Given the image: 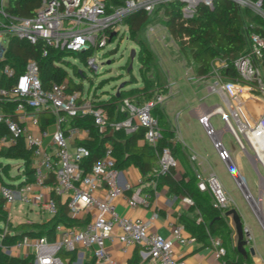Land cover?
Listing matches in <instances>:
<instances>
[{
    "label": "built area",
    "instance_id": "obj_1",
    "mask_svg": "<svg viewBox=\"0 0 264 264\" xmlns=\"http://www.w3.org/2000/svg\"><path fill=\"white\" fill-rule=\"evenodd\" d=\"M7 1L0 0V59H4L11 38L30 43L43 38L49 47L57 50L91 51L87 65L98 70L99 55H105V48L121 30L128 33L125 18L133 12L142 9L150 13L158 3L179 1L182 15L191 18L196 15L198 5L212 8L215 0H126L111 11L103 0H42L33 17L21 18L8 15ZM232 1L264 17L262 0ZM250 26L245 23L243 28L246 39L243 59L237 57L232 62L237 78H227L224 72L230 63L215 58L211 73L197 79L206 82L209 95L216 94L222 100V104L215 105L205 102L198 120L234 177L238 171L232 169V152L223 140L226 131L240 148L248 151L253 167L263 170L264 182V105L258 103L264 104V32L250 30ZM76 72L84 77L82 70ZM2 75L10 84L0 86V123H4L8 131L0 135V150L15 145L22 138L33 152L30 175L21 160L17 166V183L0 178L4 207L21 202L51 218L59 215L60 203H63L69 215L84 220L82 224L73 225L59 222L50 237L25 234L11 244L4 242L7 235L14 234L7 220L0 228L2 250L9 255L29 257V264H65L61 255L65 250L77 252L74 259L69 258L68 264H120L109 248L110 243L116 242L123 254L138 248L142 259L152 264H188L175 249V243L188 245L195 241L186 234L183 222L173 224L171 237H166L151 229L158 211H152L147 217H131L121 213L116 203L121 197L130 208L151 209L159 179L179 164L172 151L163 147L157 165L149 174L150 179L137 180L136 184L144 191L136 199L126 193L134 189V183L125 172L127 167L116 166L113 145L105 143L101 155L90 162L92 149L87 141L92 137V128L78 123L80 118L91 116L94 128L101 135L115 131L130 134L142 125L146 129L144 140L157 145L161 132L152 110L163 105L170 94L155 91L149 98L125 97L119 107L124 116L109 119L105 109L96 105V100L102 96L90 90L85 93L81 83L74 82L69 72L62 81L45 87L37 61L30 58L22 71L6 62L0 69V81ZM7 106L12 107L7 110ZM215 115L220 116L223 127L215 126L212 121ZM197 176L199 188L209 191L213 205L227 209L230 196L220 179L214 173ZM237 182L241 186V182ZM245 198L250 202V194H245ZM185 200L192 203L189 198ZM253 208L264 229V216ZM245 233L248 241L250 233L247 229ZM210 239L214 257L219 260L226 250L219 237Z\"/></svg>",
    "mask_w": 264,
    "mask_h": 264
},
{
    "label": "trees",
    "instance_id": "obj_2",
    "mask_svg": "<svg viewBox=\"0 0 264 264\" xmlns=\"http://www.w3.org/2000/svg\"><path fill=\"white\" fill-rule=\"evenodd\" d=\"M125 1L103 0L108 11L123 5ZM41 3L42 0H8L6 12L8 15L18 18L33 17ZM162 5L171 36L178 43L180 50L185 54H189L191 60L197 64L196 74L201 77H207L212 70V61L215 58H221L230 63L229 68L224 72L225 76L235 80L237 72H235L232 62L244 53L246 49V39L243 33L244 24H251L250 30L264 32V17L259 13L253 12L249 7L240 8L232 0H215L212 8L200 4L197 7L196 15L191 18L182 15V4L179 1L162 3ZM262 6L264 8V0H262ZM150 22L149 14L142 9L133 12L125 18V23L129 27V38L139 45V57L141 62L147 65V68H150L153 63V55L145 47L143 40L138 37V34ZM44 51H47L46 55H44ZM65 52L49 47L43 38H38L35 43H30L25 39L11 38L4 59H0V69L8 62L19 71H22L26 61L33 58L38 63L42 84L45 87H49L53 82L62 81L68 75L67 67L74 66L64 59ZM72 53L86 61L91 51ZM110 53H113V50H107L105 55ZM134 79L137 81V77H134ZM9 84L10 82L5 75H2L0 86H9ZM155 90L152 88L147 90L143 83L134 88L123 87L118 93L117 91L110 93L107 98L100 97L96 100V105L105 109L109 119L122 118L124 112L119 107L123 98L132 96L149 98ZM11 107L7 106L6 109L9 110ZM152 112L160 125L161 137L157 145H151L144 140L146 129L142 125H139L138 129L130 134H126L124 131H115L101 135L94 128L91 116L80 118L79 124L92 128V137L87 141V145L92 149L90 162L95 161L101 155L105 143L109 142L114 147L116 166L118 168H126L133 164L140 171L143 180L147 181L150 179L149 174L152 168L157 165L162 148L168 147L178 162L182 164L185 171L182 178L177 179L175 177V168H171L167 175L159 179V184L164 183L168 186L171 193L191 200V206L197 210L200 220L197 221L186 217L183 220L192 236L196 241L202 242V246L209 244L208 239L210 237H219L221 245L226 250V253L220 259L223 264H250L249 260L245 259L232 244V230L225 216V211L228 208L215 207L209 191L199 188V178L188 165V158L183 145L176 138L174 131L171 130L162 105L155 106ZM42 117L44 119V116ZM7 132L5 124L0 123V135ZM0 157L22 160L26 173L30 175L33 171V152L32 149L25 145L22 138L15 145L0 150ZM9 165L10 163L8 162L0 161V167L6 174H9ZM3 181L5 182V180ZM127 192H130V190H127ZM60 208L59 215L48 218L46 221L16 224L15 230L19 229L20 233L7 235L4 242L11 244L25 234L35 237L43 235L50 237L59 222L69 225L82 224L84 222L81 218L69 215L66 204L60 203ZM7 215V210L3 207V200L0 198V220L6 222ZM61 254L73 259L77 252L65 250ZM29 263V257L9 255L0 247V264ZM139 263V251L136 248L134 254L128 260V264Z\"/></svg>",
    "mask_w": 264,
    "mask_h": 264
},
{
    "label": "rangeland",
    "instance_id": "obj_3",
    "mask_svg": "<svg viewBox=\"0 0 264 264\" xmlns=\"http://www.w3.org/2000/svg\"><path fill=\"white\" fill-rule=\"evenodd\" d=\"M148 14L151 22L141 29L138 37L143 40L145 47H147L153 55V63L150 68H147V65L141 62V58L139 57L138 53L139 45L134 40L129 38V35L125 30H121L120 33L113 39V41H111L105 48V51L113 50V53H110L109 55H99L97 59V63L99 65L98 70L91 69L85 60L70 51H66L64 53V59L74 65L72 67H67L69 75L72 77V80L74 79V82L77 84L81 83L85 93L90 90L91 93L96 92V94L102 96L103 98H107L110 93L116 92L118 86L124 81V87L126 88H134L137 87V85H142L143 83L147 90L151 88L154 90L156 89L165 95H169L171 92H169L166 87H163V84L165 83L164 81L171 84L175 82L179 91L175 97L171 99V102L166 105V110H170L169 107L171 108L174 106V103L179 104L181 102L189 101L192 102L191 106H194L196 103L198 104L201 93L198 90L196 84L192 82V80L196 79L195 77H197V64L191 60L189 54L183 53L180 50L179 45L174 42L167 27V17L162 3L156 4L153 11ZM132 48H135L137 51L133 60L130 57ZM108 60H110L109 63ZM130 63H132V70L128 71V66ZM78 70L83 71L84 77L77 74L76 71ZM134 77H137V81L134 79ZM133 81L135 82L133 83ZM208 103L210 105L222 104V100L216 94H212L208 98ZM191 109L192 107H187L185 112ZM212 121L218 128L224 126V123L218 115H215ZM197 127L199 130H201L199 126ZM194 131L196 132L197 129H194ZM223 140L227 146L232 144L235 150L231 164L234 166L236 165L239 168L237 169V176L241 182V186L238 185L229 168H226L228 173L227 183L233 191V196H235L238 200L242 199V203L246 209L245 219L253 227L255 241L259 245L260 252L264 258V229L261 223L255 220L256 218L247 202V199L241 194V190L244 191L245 194H250V203L255 208L256 204L252 201V199L254 198L255 200L261 202L262 207L259 213L263 217V170L257 171L253 167L249 161L250 156L248 151L239 147L229 131L224 132ZM241 158L243 167H239ZM0 161H3L4 163H10L9 173H11V177L5 176V180L11 183H17L19 179L18 177H15L17 174L16 166L17 164H21L22 161L6 159L2 157H0ZM220 167L221 166H219L218 169H220ZM10 207V217L12 222L15 224L20 221H25L27 217L30 219L37 218V215L21 202H16ZM42 217L48 218L47 214H43ZM251 243H253V241H251ZM242 249L244 252L239 250L241 254L249 259L247 247L245 246ZM62 252L63 251H61V253ZM61 255L65 261V264H68L69 256H64L63 254Z\"/></svg>",
    "mask_w": 264,
    "mask_h": 264
},
{
    "label": "crops",
    "instance_id": "obj_4",
    "mask_svg": "<svg viewBox=\"0 0 264 264\" xmlns=\"http://www.w3.org/2000/svg\"><path fill=\"white\" fill-rule=\"evenodd\" d=\"M174 42L177 43L175 40ZM195 78L196 79L192 80V82L196 84V86L198 87V90L201 93L198 104L196 103L194 106H191L192 102H189V101L181 102L179 104L174 103V106H172L171 108L169 107L170 110H166L165 107L171 102V99L175 97V95L178 93L179 90L177 89L178 86L175 82H174L175 84L174 83L171 84L169 82L164 81L165 83L163 84V87H166L168 91L171 93L166 98V100L164 101L162 105L163 112L167 118V121H168V124L171 130L174 131L176 138L183 145V149L187 155L188 165L190 166V168L197 175L201 174L202 176H208L214 173L221 180L224 188L226 189L227 193L230 196V204H229L228 209L236 208L238 212L240 213L242 217L243 225H244V233H245V229H247L248 232L250 233V238L247 241V244L245 245L247 247V253H248L249 259L245 256L244 258L248 259L250 264H264L263 255L260 252L259 245L255 241L253 227L245 219L246 209L242 203V199L238 200L235 196H233V191L231 190V187L227 183L228 173H227L226 168H229V166L225 162L220 160L218 156V152L213 145L212 139L206 134L204 127L198 120V116L203 110V104L205 102L208 103V98L211 95L208 94V91L206 89V83L203 81L197 80L199 78L198 75ZM258 103L260 104V106L261 105L263 106V103L259 101ZM187 107L188 108L192 107V109L185 112V109ZM197 126H199L201 130H199ZM194 129H197L198 132L197 131L195 132ZM227 147L231 150L232 156H233L235 153V150L232 144H230V146H227ZM18 165L19 164H17V166ZM219 166H221L220 169H218ZM235 167L237 166L235 165ZM239 167H243L242 158L240 159ZM237 169L239 168L237 167ZM184 171H185L184 167L182 166L181 163H179L178 166L175 168V177L177 179L182 178ZM125 172L127 176L129 177V179L134 183V189L130 190V192L126 191V193L130 196L135 197L136 199L140 198V196L142 195V192L144 191V188H142L143 189L142 190L141 187L136 184L139 178L143 179L140 171L138 170L136 166L130 165L126 168ZM0 175H1V179L3 180H5V176L11 177V173L6 174L2 170L1 167H0ZM15 177H19V174H16ZM5 182H8V181L5 180ZM159 183L160 181L158 182V186L156 189L157 191L154 193V196H153V207L151 209H144L142 207L130 208L127 206L124 199L121 197L117 199L116 203L121 213L129 215L131 217H147L150 215L152 211L154 210L158 211L159 216L153 221L151 225V229L153 231L163 234L166 237H171L172 225L175 224L176 222L181 221L184 223L183 219L185 217L191 218L197 221H199L200 218L197 215V210L193 208L191 204H189L185 200L186 197L177 196L174 193H171L166 184L164 183L159 184ZM241 194L242 196L245 197L244 191L241 190ZM258 194H259V191H258ZM247 202L250 205L254 213V216L256 218L255 220L261 223V219L254 212V208L252 204L248 200ZM3 207H4V204H3ZM4 208L7 210V213H8L7 220L10 222V228L12 229L14 234L20 233L19 229L15 230V225L18 223L31 222V221L43 222V221H46L48 218H50L49 216L48 218H43L42 217L43 213L37 211V209H34L32 207H27L28 209L32 210L37 215V218L30 219L27 217L25 221H20L15 224L12 222L11 217H10L11 207L8 206ZM226 218L232 230V239H233L232 244L235 248H237L236 245L238 241V235H237L234 221L231 216L226 217ZM4 223L5 222L3 220H0V228L2 227ZM186 234L192 236L190 230L187 227H186ZM246 235L247 234L245 233V239L248 237V235L247 237ZM235 238H236V241H235ZM251 241H253V243H251ZM208 242L209 244L205 246H202V242H198L196 240L193 243L188 244V245H180L178 243H175V249L180 259L184 260L188 264H200V263L201 264H223L220 259L217 260L214 257V249L211 246V239H208ZM252 247L254 248V251H255L254 253L251 252ZM109 248L112 250L116 258L120 261V264H128V260L130 259V257H132L135 251V248H134V249H131L129 253L123 254L119 248V244L116 242L110 243ZM139 257H140L139 264H152L149 260L142 259L140 255Z\"/></svg>",
    "mask_w": 264,
    "mask_h": 264
},
{
    "label": "water",
    "instance_id": "obj_5",
    "mask_svg": "<svg viewBox=\"0 0 264 264\" xmlns=\"http://www.w3.org/2000/svg\"><path fill=\"white\" fill-rule=\"evenodd\" d=\"M137 51L135 48H132L131 49V52H130V57L131 59L133 60L135 55H136ZM243 54L242 53L239 58L240 60L242 61L243 59ZM110 62V60H108V63ZM132 70V63L129 64L128 66V71ZM81 73V71H79ZM125 86V81L122 82L119 86H118V89H117V93L119 92L120 89H122L123 87ZM232 169L236 170V167H234L232 165ZM237 171V170H236ZM238 173H236V180L239 181V178L237 176ZM225 216L226 217H229L231 216L233 221H234V224H235V228H236V231H237V235H238V241H237V246H238V250H241L242 252L243 249L245 247V245L247 244V240L245 239V234H244V225H243V221H242V217L240 215V213L238 212V210L236 208H231V209H228L226 210L225 212ZM246 251V250H245ZM251 252L254 253V248H251Z\"/></svg>",
    "mask_w": 264,
    "mask_h": 264
},
{
    "label": "bare ground",
    "instance_id": "obj_6",
    "mask_svg": "<svg viewBox=\"0 0 264 264\" xmlns=\"http://www.w3.org/2000/svg\"><path fill=\"white\" fill-rule=\"evenodd\" d=\"M252 201L256 204V208L260 211V209H261V202L260 201H257V200H255L254 198L252 199Z\"/></svg>",
    "mask_w": 264,
    "mask_h": 264
}]
</instances>
